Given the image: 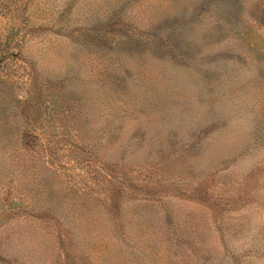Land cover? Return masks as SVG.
<instances>
[{
  "label": "rangeland",
  "instance_id": "rangeland-1",
  "mask_svg": "<svg viewBox=\"0 0 264 264\" xmlns=\"http://www.w3.org/2000/svg\"><path fill=\"white\" fill-rule=\"evenodd\" d=\"M0 264H264V0H0Z\"/></svg>",
  "mask_w": 264,
  "mask_h": 264
}]
</instances>
